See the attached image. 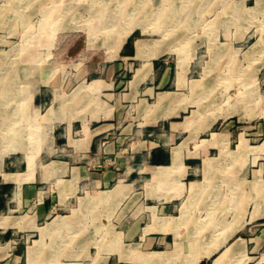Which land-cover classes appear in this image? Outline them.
Segmentation results:
<instances>
[{"label":"crops","instance_id":"0c3cea01","mask_svg":"<svg viewBox=\"0 0 264 264\" xmlns=\"http://www.w3.org/2000/svg\"><path fill=\"white\" fill-rule=\"evenodd\" d=\"M128 1L122 2L128 13L135 9L149 12L142 20L128 21L139 27L120 44L115 60H108V55L92 56L101 59L92 70L106 74L105 81H116L118 76L125 78L126 74L135 72L139 77L136 75L134 85H100L98 91L89 92L98 99L89 111L78 103L69 102L71 109L66 111L63 110L67 105L63 90L68 85H40V94L34 98V85H18L2 79L5 81L0 84V264H37L34 254L43 249L44 239L66 232L67 217L64 216L67 215L62 213H66L75 200L82 198L84 207L92 208L94 204L99 207V202L109 201L106 199L109 191L121 188L124 192L130 187H136V192L122 211L121 232L131 242L97 240L99 243L92 246L99 250L96 256L84 261L74 259L69 264H168L163 260H171L169 255L148 251L155 243H166L165 239L172 233H164L166 225L158 219L186 217V206L205 193L204 185L211 178L241 179L243 149L228 145L236 137L232 124L235 118L223 121L224 132L214 141L209 130L195 135L197 131L190 124L194 121L195 89L204 94L210 85H179L178 73L183 68L190 77L200 67L203 71L205 55L200 54L198 48L195 53H187L186 62L181 65L179 60L184 57L183 53H176L173 46L164 44L177 37L151 36L146 33L150 31L144 30V27L162 25V9L182 8V0H137L136 6L127 5ZM233 1L235 6L256 9L263 3V0ZM224 4L225 0L205 3L206 9L219 11L214 19L207 17L206 26L212 28L215 39L220 40L230 33L220 11ZM235 29L229 39L236 45L240 41L235 37ZM203 40L209 42L206 37ZM140 42L144 44L142 49ZM3 58L0 52V74L9 70L4 68ZM173 60L179 70L175 76ZM88 86L73 85L71 90L80 98L84 90L89 91ZM34 105L48 107L42 121L49 122L53 138L52 145L47 144L37 155L28 148V141L24 144L22 139L33 136ZM7 106L16 108L11 109L9 115L3 114L2 107ZM5 133L10 134L13 142L3 139ZM162 136L170 140L163 142ZM197 137H202L198 140L202 144L194 142ZM92 197H98V202ZM91 201L93 204L86 205ZM177 209L181 214L173 216ZM168 211L173 213L167 214ZM148 218L152 220L148 222ZM57 220L66 222L55 226ZM114 245L121 246V254L111 250ZM73 248L82 246L79 243ZM58 256L57 253L55 257ZM190 260L183 263L192 264ZM42 262L39 264H45Z\"/></svg>","mask_w":264,"mask_h":264},{"label":"rangeland","instance_id":"374dc122","mask_svg":"<svg viewBox=\"0 0 264 264\" xmlns=\"http://www.w3.org/2000/svg\"><path fill=\"white\" fill-rule=\"evenodd\" d=\"M120 1L0 0V52L2 58L7 59L5 61L3 58L4 68H9L1 72L0 84L5 81L2 78L18 85L32 84L34 98L40 94V85H68L63 90L67 103L63 110L66 111L71 109L69 103H78L83 110L89 111L98 101L88 90L83 91L79 100L71 90L73 85L88 86L95 81H100L102 85H134L137 79L135 72L126 74L125 78L118 76L116 81H105L106 74L92 70L101 60L96 56L93 58V55H108L107 59L111 61L117 57L121 44L118 38L129 25L106 27L103 25L106 17L103 19L101 15H111L114 10L105 7L111 8L112 4H119ZM136 2L129 0L126 3L136 6ZM206 2L182 0V8L175 11L162 9V25L151 26L150 32L146 33L151 36L157 34V37H177L164 44L173 46L176 53H183L185 57L180 58L181 65L186 62L187 53H195L198 48L200 54L205 55L203 71L200 67L198 72L188 77L181 70L184 78L179 79V85H210L209 91L204 94L200 89H195L194 121L190 124L197 131L195 135L209 130L208 133H213L214 141L218 134L224 132L223 121L235 118L236 122L232 124L236 128V137L228 145L243 149L242 175L241 179L236 180L210 179L204 185L205 193L195 197L191 206H186V217L158 219L166 225L162 231L172 233L165 239L166 243H155L148 251L169 255L171 264H185L183 262L194 258H199L198 264H264V0L259 9L235 6L233 0H225L220 11L230 33L216 41L212 28H207L206 24L208 18L214 19L219 11L206 9ZM98 8L102 9V13L97 11ZM148 12L139 10L137 16L123 18V21L142 20ZM234 27L237 31L235 37L240 41L236 45L229 39ZM186 35L191 38L186 40ZM205 37L209 42L203 40ZM206 45L210 46L207 48ZM172 64L175 76L179 70L175 67V60ZM121 79L125 81L121 82ZM15 108L2 107L5 111L3 114L9 115L11 109ZM47 108L34 105L33 136L22 137L24 144L28 141V148L33 149L34 155L53 142L49 122L42 121V115H47ZM164 137H161V141L170 140ZM201 138H195L194 142H200L198 140ZM135 188L130 187L124 192L121 188L109 191V201L100 204L101 207H84L81 206L82 198L75 200L68 211L62 213L67 215L66 232L44 239L43 249L34 254L37 264L39 261L65 264L74 259L88 260L98 253L92 246L101 239L120 241L121 238V242H131L121 232V221H124L121 215L131 195L136 192ZM174 212L173 216L181 214L178 209ZM172 213L168 211L167 214ZM133 219L137 220L136 217ZM150 220L147 219L148 222ZM79 243L81 249L73 248ZM125 251L129 252V249ZM208 252L211 254L208 255ZM57 253L59 256L55 257ZM167 260L163 261L169 264Z\"/></svg>","mask_w":264,"mask_h":264},{"label":"bare ground","instance_id":"6f19581e","mask_svg":"<svg viewBox=\"0 0 264 264\" xmlns=\"http://www.w3.org/2000/svg\"><path fill=\"white\" fill-rule=\"evenodd\" d=\"M94 1V0H93ZM98 2V1H97ZM106 2V1H105ZM147 2V1H146ZM163 2V1H162ZM107 3V2H106ZM140 3H142L141 1H140ZM123 4H125V3H122V0L120 1V3L119 4H117V3H115V4H112L113 6L110 8V7H105L106 9L107 8H109L110 10L112 9V10H114V11H116V12H112V14L111 15H106V16H104V15H101L102 17H103V19H105L104 17H106V21H103V25L104 26H106V25H113L114 26V28H115V25L116 26H118V25H120V24H122V22H123V25L125 24V22L123 21L124 19L123 18H126V17H128V16H132V17H134V16H137V13L139 12V10H137L136 12H134V11H129L130 13H128V11L127 10H125V9H123L124 7H123ZM162 4V3H161ZM187 4V3H186ZM104 5V4H103ZM99 6V5H98ZM125 6V5H124ZM138 6V5H137ZM185 6V5H184ZM163 7V6H162ZM92 8V7H91ZM139 8V7H138ZM135 9V8H134ZM162 9V8H161ZM255 9V8H254ZM88 10H90V8L88 9ZM136 10V9H135ZM80 11V10H79ZM86 11V10H85ZM96 11V10H95ZM97 11L99 12V13H102V9H100V8H98L97 9ZM90 12V11H89ZM91 12H92V10H91ZM162 12V11H161ZM91 14V13H90ZM94 14V13H93ZM77 15V14H76ZM161 15H162V13H161ZM160 15V16H161ZM82 16V15H81ZM97 17V16H96ZM95 16H94V18H96ZM107 17H111V18H107ZM91 18V17H90ZM81 19V18H80ZM83 19V18H82ZM92 20V19H91ZM179 20V19H178ZM99 23H100V21H99ZM169 23V22H168ZM126 24H128V23H126ZM228 24H229V22H228ZM129 25V27H127V28H124V30H123V33L121 34V36H119V38H118V40L122 43L124 40H126V38H128L131 34H132V32L134 31V29H136L135 28V26H137V25H130V24H128ZM148 25V24H147ZM147 25H145V26H147ZM168 25V24H167ZM76 26V25H75ZM101 26V25H100ZM103 26V27H104ZM142 26V25H141ZM102 27V28H103ZM107 27V26H106ZM110 27V26H109ZM143 27V26H142ZM111 28V27H110ZM151 28V27H150ZM168 28V27H167ZM248 28V27H247ZM250 28V27H249ZM101 29V28H100ZM219 29V28H218ZM143 30V29H142ZM144 30L145 31H150L151 29H148L147 27H144ZM168 30V29H167ZM249 30V29H248ZM156 31V30H155ZM219 31H220V29H219ZM165 32V31H164ZM167 32V31H166ZM259 32V31H258ZM215 33V32H214ZM108 34V33H107ZM146 34V33H145ZM165 34V33H164ZM217 34V33H216ZM218 34H219V32H218ZM212 37L214 38V35H212ZM211 37V38H212ZM215 40H217V39H215ZM27 41V40H26ZM89 42V41H88ZM213 42V41H212ZM211 43V42H210ZM93 44V43H92ZM89 45V44H88ZM139 45H140V48L142 49L143 47H144V44H143V42H140L139 43ZM179 45V44H178ZM211 45V44H210ZM210 45H208V46H210ZM176 46H177V44H176ZM92 47H93V45H92ZM244 47V46H243ZM182 48V47H181ZM229 48V47H228ZM240 49H241V47H240ZM228 50V49H227ZM227 50H226V52H227ZM235 50H237V49H235ZM221 51V50H220ZM232 52H235V51H231V53ZM240 52V51H239ZM236 53V52H235ZM223 54V53H222ZM183 55V54H182ZM187 55V54H186ZM233 55V54H232ZM223 56V55H222ZM236 56V55H235ZM180 57H182V56H180ZM185 57V56H184ZM252 58V57H251ZM254 58V57H253ZM250 59V58H249ZM181 60V59H180ZM179 60V61H180ZM217 60V59H216ZM229 60H230V58H229ZM216 63H217V61H215ZM212 63V62H211ZM213 64V63H212ZM180 65V64H179ZM213 66V65H212ZM205 67V66H204ZM206 67H208V66H206ZM209 68V67H208ZM206 69V68H205ZM181 70H183V69H181ZM185 72V71H184ZM205 72V71H204ZM206 72H207V70H206ZM186 73V72H185ZM184 73V74H185ZM184 75H183V72H181L180 71V73H179V78L181 79V80H183V77ZM139 77V76H138ZM198 78V77H197ZM3 79V78H2ZM103 84V83H102ZM101 83H100V81L98 82V81H95V82H93L92 84H89V86L88 87H86L87 89H89V91H90V93H93V92H96V91H98L99 89H100V85H102ZM15 88L17 89V87L15 86ZM18 89H19V87H18ZM17 89V90H18ZM21 89V88H20ZM23 89V88H22ZM25 89V88H24ZM23 91V90H22ZM25 91V90H24ZM61 99V98H60ZM58 100V99H57ZM62 101H64V100H62ZM57 106V105H56ZM59 107V106H58ZM59 109V108H58ZM18 110V109H17ZM60 111H61V109H60ZM13 115V114H12ZM13 117V116H12ZM11 123V122H10ZM36 124V123H35ZM13 125V124H12ZM1 126V125H0ZM13 126H15V125H13ZM206 127H208L207 126V124L205 125ZM204 126V127H205ZM7 127H9V125L7 126ZM10 127H12L11 125H10ZM36 128V127H35ZM8 131V130H7ZM52 132V131H51ZM13 133V132H12ZM15 133V132H14ZM46 133V132H45ZM6 134V133H5ZM14 136V135H13ZM26 137V136H25ZM3 139H6V141H7V143H9V142H13V141H10L12 138L10 137V134L9 133H7L6 134V136H5V138H3ZM13 140V139H12ZM14 140H16V139H14ZM47 140V139H46ZM48 140H50V139H48ZM3 141V140H2ZM19 141V140H18ZM21 141V140H20ZM19 141V142H20ZM227 142V141H226ZM22 143V142H21ZM228 143V142H227ZM41 144V143H40ZM39 144V145H40ZM49 144V143H48ZM9 146V145H8ZM19 146H22V145H20L19 144ZM11 147V146H10ZM14 148H15V146H14ZM16 148L18 149V147L16 146ZM9 149V148H8ZM11 149V148H10ZM1 151V150H0ZM2 151H3V149H2ZM9 151V150H8ZM14 151V150H13ZM3 156V155H2ZM1 159H2V157H1ZM2 161V160H1ZM213 169V168H212ZM214 170V169H213ZM210 173H213V172H210ZM208 176V179H209V177H210V175H207ZM212 177V176H211ZM207 179V178H206ZM212 179V178H211ZM210 181V180H209ZM194 183V182H193ZM196 183V182H195ZM207 183V182H206ZM193 186H198L197 184H194ZM203 186V185H202ZM194 187V188H195ZM190 189H192V188H190ZM198 189V188H197ZM204 191V190H203ZM197 192V191H196ZM195 192V193H196ZM199 192V191H198ZM197 192V193H198ZM201 192V191H200ZM102 195V194H101ZM122 195V194H121ZM195 195H197V194H195ZM199 196V195H198ZM120 197V196H119ZM200 197H201V195H200ZM93 198V197H92ZM98 198V197H97ZM97 198H93L94 199V201H97ZM102 198V197H101ZM106 198V197H105ZM106 199H108V198H106ZM115 199V198H114ZM117 199H118V197H117ZM117 199H115V200H117ZM201 199V198H200ZM101 200V199H100ZM192 200V199H191ZM194 201V200H193ZM198 201V200H197ZM98 202V201H97ZM96 203V202H95ZM115 203V202H114ZM120 203V202H119ZM193 203V202H192ZM197 203V202H196ZM91 205V204H93V201H91V202H86V205ZM95 205V204H94ZM94 205L92 206V208L94 207ZM96 205H98V204H96ZM99 205H100V202H99ZM111 205H113V204H111ZM115 205V204H114ZM191 206V205H190ZM96 207V206H95ZM94 207V208H95ZM112 207V206H111ZM110 208V207H109ZM113 208V207H112ZM188 208V207H187ZM193 208V207H192ZM191 208V209H192ZM90 209V208H89ZM190 210V209H189ZM193 210V209H192ZM188 212V211H187ZM65 217V216H64ZM65 219V218H64ZM66 222V220H57L56 222H55V226H60V225H63L64 223ZM69 225H70V223H69ZM52 226V225H51ZM198 226V225H197ZM38 227V226H37ZM37 227H34V228H37ZM69 227V226H68ZM72 227V226H71ZM39 228V227H38ZM57 228V227H56ZM72 229V228H71ZM108 229V228H107ZM71 231V230H70ZM51 233V232H50ZM113 233H115V231L113 232ZM48 236V235H47ZM46 237V236H45ZM73 237V236H72ZM44 239V238H43ZM192 240V239H191ZM120 241H121V238H120ZM193 241V240H192ZM103 242V241H102ZM67 243V242H66ZM99 243V242H98ZM95 244V243H94ZM97 244V243H96ZM103 244V243H102ZM190 245H191V243H189ZM41 245V244H40ZM66 245V244H65ZM100 245V244H99ZM98 246V245H97ZM96 246V247H97ZM194 246V245H193ZM191 247V246H190ZM206 247V246H205ZM40 248V247H39ZM193 248V247H192ZM191 248V249H192ZM178 249V248H177ZM176 249V250H177ZM198 249V248H197ZM39 250V249H38ZM111 250L112 251H114V252H118V253H122V248H121V246H113L112 248H111ZM99 251V250H98ZM178 251V250H177ZM176 252V251H175ZM192 252V251H191ZM195 252V251H194ZM206 254V253H205ZM204 253H203V255H205ZM208 255H210L211 253H207ZM61 255V254H60ZM159 255V257H164L163 255H161V254H158ZM38 256V255H37ZM199 259V258H198ZM198 259H196V258H194L193 260H192V264H198ZM220 259V258H219ZM35 260V259H34ZM33 260V261H34ZM216 261H218V259L217 260H215V263H216ZM31 263H34V262H31ZM43 263V262H42ZM30 264V263H29ZM58 264H60V263H58ZM69 264V263H68Z\"/></svg>","mask_w":264,"mask_h":264}]
</instances>
